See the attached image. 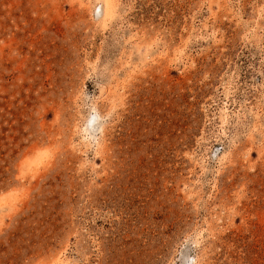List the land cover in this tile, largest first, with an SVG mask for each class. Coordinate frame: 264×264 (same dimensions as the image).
<instances>
[{
  "label": "rangeland",
  "instance_id": "1",
  "mask_svg": "<svg viewBox=\"0 0 264 264\" xmlns=\"http://www.w3.org/2000/svg\"><path fill=\"white\" fill-rule=\"evenodd\" d=\"M264 0H0V264H264Z\"/></svg>",
  "mask_w": 264,
  "mask_h": 264
},
{
  "label": "snow or ice",
  "instance_id": "2",
  "mask_svg": "<svg viewBox=\"0 0 264 264\" xmlns=\"http://www.w3.org/2000/svg\"><path fill=\"white\" fill-rule=\"evenodd\" d=\"M113 2V0H110V3H112ZM262 11H264V9H262Z\"/></svg>",
  "mask_w": 264,
  "mask_h": 264
}]
</instances>
